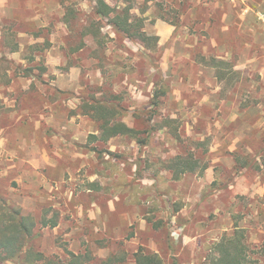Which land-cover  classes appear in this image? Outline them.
<instances>
[{
	"label": "rangeland",
	"instance_id": "1",
	"mask_svg": "<svg viewBox=\"0 0 264 264\" xmlns=\"http://www.w3.org/2000/svg\"><path fill=\"white\" fill-rule=\"evenodd\" d=\"M25 1L0 16V212L34 218L27 248L57 264H134L139 248L208 264L241 229L248 264H264V0H130L145 41L113 32L95 0ZM87 103L136 136L102 140ZM176 156L196 171L174 178Z\"/></svg>",
	"mask_w": 264,
	"mask_h": 264
},
{
	"label": "trees",
	"instance_id": "2",
	"mask_svg": "<svg viewBox=\"0 0 264 264\" xmlns=\"http://www.w3.org/2000/svg\"><path fill=\"white\" fill-rule=\"evenodd\" d=\"M121 1L124 4L118 8L117 4L111 6L105 0H96L94 12L107 18L116 32L129 39L138 38L145 41L150 36L142 31L143 19L131 15L132 6L127 4L130 0ZM219 64L220 61H214V65L218 66ZM87 104L92 111L90 117L98 123L102 140L117 135L136 136L137 131L134 127L128 126L122 120H114L113 117L117 112L114 106ZM169 162V168L173 170L174 178H179L188 170L196 171L197 169L195 166L197 161L195 160H183L176 156L174 160ZM204 169L205 167H202L201 171ZM36 224L31 215L23 214L18 207H5L0 212V264L11 260H19L22 264H57L42 252L34 251L31 247L27 248V241L34 233ZM40 224L54 227L57 225V221L55 219L51 221L42 219ZM243 236V231L236 229L232 236H224L219 242L215 243L208 256V264H248L247 246L242 242ZM68 257L69 260L66 259L63 264H81V254L68 252ZM134 262L135 264H162V259L156 253L139 248L134 255ZM173 264L177 263L174 262Z\"/></svg>",
	"mask_w": 264,
	"mask_h": 264
},
{
	"label": "crops",
	"instance_id": "3",
	"mask_svg": "<svg viewBox=\"0 0 264 264\" xmlns=\"http://www.w3.org/2000/svg\"><path fill=\"white\" fill-rule=\"evenodd\" d=\"M15 1L16 0H0V16H4V17H11L12 16V14L10 13V11H12V9L13 8H15V6H17L16 4H15ZM46 1V2H45ZM50 0H30V2H29V0H26L25 2H26V6L25 7H23L24 9H31V10H38V8L40 7L42 10H52V11H56V10H60V9H62L61 8V4H60V2L62 1V0H51V2H49ZM109 5H111V6H114L115 4H117V6H118V8L120 7V6H122L124 3L121 1V0H105ZM95 6H96V0H95V3H94V7H93V12H94V9H95ZM133 8V7H132ZM131 8V10H130V12H131V15L132 16H134L133 15V13H132V11H133V9ZM18 9V8H17ZM14 14H17V12H14ZM35 14H37V13H35ZM94 15H96V17H99V18H101V16H99V15H97V14H95V12L93 13ZM105 18V17H104ZM107 25H110L111 26V30L113 31V32H116L115 31V29L113 28V26L111 25V24H107ZM154 29L155 30H157V34L159 35V36H161V37H165L166 35H168V34H171L172 33V31H173V29H174V27H172V25L170 26V25H168V24H164V22H157L156 23V25L154 26ZM142 31L146 34V35H150V33H148L147 32V29L146 28H144V25H143V27H142ZM116 33H118V32H116ZM157 34H155V36H158ZM72 72H73V69H72ZM54 75H55V73H54ZM56 77H58L60 80H64V79H67V78H65V77H63V73L61 72V71H59L58 72V74L57 75H55ZM63 83H65V84H63V83H61V84H58L57 86H58V89L59 90H62V89H64V88H67V87H65V85L66 86H68L69 85V81H68V79H67V83L66 82H64V81H62ZM123 122H125V121H123ZM126 123V122H125ZM128 126H131V125H129L128 123H126ZM113 138V137H112ZM112 138H109V139H112ZM187 173V172H186ZM185 174V173H184ZM110 208H113V207H110ZM96 214H97V211H95L94 209H92V210H90L89 211V215H91L92 217H95L96 216ZM183 232V228L182 227H175L174 228V230L172 231V235H176L177 237H179L180 235H181V233ZM176 237V238H177ZM147 251H149V252H152V253H156L157 254V252H156V250L155 251H150V250H147ZM134 264H135V262H134Z\"/></svg>",
	"mask_w": 264,
	"mask_h": 264
}]
</instances>
